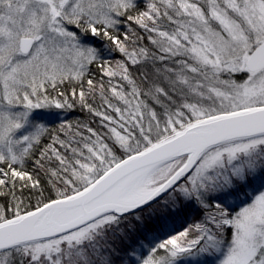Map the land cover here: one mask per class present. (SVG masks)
<instances>
[{
  "label": "snow or ice",
  "instance_id": "obj_1",
  "mask_svg": "<svg viewBox=\"0 0 264 264\" xmlns=\"http://www.w3.org/2000/svg\"><path fill=\"white\" fill-rule=\"evenodd\" d=\"M0 264H264V0H0Z\"/></svg>",
  "mask_w": 264,
  "mask_h": 264
},
{
  "label": "trees",
  "instance_id": "obj_2",
  "mask_svg": "<svg viewBox=\"0 0 264 264\" xmlns=\"http://www.w3.org/2000/svg\"><path fill=\"white\" fill-rule=\"evenodd\" d=\"M68 115H69L70 118H75V117H78L80 115V113L75 112V113H69ZM197 215H198L197 213L193 212L192 213V218H196ZM158 216L159 215L157 214V217H153L151 219L147 218V216H146V218H145V226L148 227V228H152L154 225H156L157 222H158ZM138 227H139V225H138ZM137 235H139V233H137Z\"/></svg>",
  "mask_w": 264,
  "mask_h": 264
},
{
  "label": "rangeland",
  "instance_id": "obj_3",
  "mask_svg": "<svg viewBox=\"0 0 264 264\" xmlns=\"http://www.w3.org/2000/svg\"><path fill=\"white\" fill-rule=\"evenodd\" d=\"M158 215H159V213H158ZM146 216H147V214H145V218H146Z\"/></svg>",
  "mask_w": 264,
  "mask_h": 264
}]
</instances>
